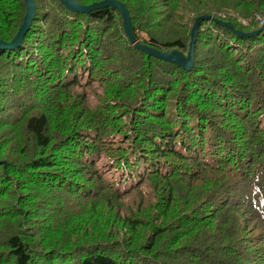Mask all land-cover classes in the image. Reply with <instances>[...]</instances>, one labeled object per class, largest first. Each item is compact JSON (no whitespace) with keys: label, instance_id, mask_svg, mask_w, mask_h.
I'll return each instance as SVG.
<instances>
[{"label":"trees","instance_id":"1","mask_svg":"<svg viewBox=\"0 0 264 264\" xmlns=\"http://www.w3.org/2000/svg\"><path fill=\"white\" fill-rule=\"evenodd\" d=\"M115 1L185 58L208 17L192 67L33 0L0 49V264H264V0ZM24 15L0 0L1 42Z\"/></svg>","mask_w":264,"mask_h":264},{"label":"water","instance_id":"2","mask_svg":"<svg viewBox=\"0 0 264 264\" xmlns=\"http://www.w3.org/2000/svg\"><path fill=\"white\" fill-rule=\"evenodd\" d=\"M23 1L25 4V15L23 18V22L20 25L14 39L9 44H6L0 41V49H7V48L19 46L22 40V37L28 31L31 22L34 19L35 5H34L33 0H23ZM59 2L66 9H69L77 13H89L91 11H94L97 9H103V8H111L113 10H116L122 17V26H123L125 35L128 41L130 42V44L135 49L140 50L143 53L147 54L148 56H151L158 60L164 61L169 64H173L183 70H189L192 67L193 52H194V46H195V40H196L198 27L201 21H205L208 19V17H199L195 19L194 25L190 32V42H189L188 53L185 58L183 57V55L175 51H172L169 53H162V52L156 51L155 49L151 47H148L146 45L136 42L135 38L132 35L131 22H130V17L128 15V12L125 9L124 5L118 1L105 0V1L97 2V3H93L88 6L79 5L74 0H59ZM223 26L231 29V26L229 24H223ZM240 35L243 36L244 34H240ZM245 36H251V34L245 35Z\"/></svg>","mask_w":264,"mask_h":264}]
</instances>
